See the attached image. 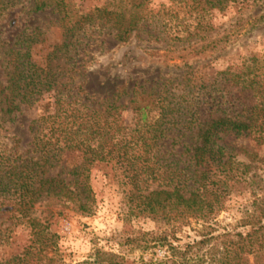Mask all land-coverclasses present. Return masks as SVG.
<instances>
[{
    "label": "trees",
    "instance_id": "obj_1",
    "mask_svg": "<svg viewBox=\"0 0 264 264\" xmlns=\"http://www.w3.org/2000/svg\"><path fill=\"white\" fill-rule=\"evenodd\" d=\"M226 1L170 0L153 8L152 0H111L82 11L72 0H0V19L28 3V14L49 10L57 15L61 30V41L44 66L31 61L30 49L41 35L37 27L7 48L0 45L10 66L7 84L0 81V211L7 207L12 226L29 230L27 244L4 264H65L51 222L62 215L59 208L68 206L92 213L96 201L89 171L97 163L112 166L127 188L128 202H135L133 210L155 221L170 215L172 236L192 219L205 224L200 239L183 250L169 242L166 232L153 238L169 251L164 264H198L189 253L208 246L209 264H264V156L258 151L264 146V87L253 82V72H223L221 90L209 85L176 95L166 88H133L127 105L118 103L124 95L120 88L103 110L88 107L81 85L71 88L72 77L60 81L64 64L76 56L83 61L89 49L101 53L107 39L118 45L132 38L166 42L161 50H144L186 65L202 53L198 45L213 29L209 5ZM45 95L49 100L41 117L28 128L33 148L25 155L19 141L5 145L2 132L14 121L10 116ZM126 109L135 116L132 128L124 124ZM166 140L172 146L166 153L179 149L171 160L160 156ZM71 151L81 158L71 171L73 180L49 176L53 162ZM246 183L254 186L252 210L218 232L209 221ZM93 264L123 263L115 254L96 250Z\"/></svg>",
    "mask_w": 264,
    "mask_h": 264
},
{
    "label": "rangeland",
    "instance_id": "obj_2",
    "mask_svg": "<svg viewBox=\"0 0 264 264\" xmlns=\"http://www.w3.org/2000/svg\"><path fill=\"white\" fill-rule=\"evenodd\" d=\"M72 1L80 10L88 11L111 0ZM169 2L170 0H152L151 6L158 8ZM213 5H209L212 9L209 21L213 29L206 35L208 39L198 45V50L202 53L189 59L186 65L177 60L165 62L160 57L161 54L150 55L144 50L146 47L161 50L166 42L150 40L148 44L132 38L126 44L118 45L114 40L107 39L108 43L101 53L89 49L82 56L83 61L76 56L73 61L64 64L62 69L58 68L64 75L60 81L72 77L71 88L81 85L87 96L83 97L88 107L99 110H103L106 101L120 88H124V95L118 101L121 105H127L130 98L128 94L133 88L147 92L152 88H166L176 95L183 91L195 92L203 86L208 88L209 85L221 90L223 72H253V82L264 87V19H261L264 0H227L221 5ZM28 6L27 3L14 8L0 19V45L4 44L3 48H7L19 36L26 35L37 27L41 35L39 42L30 49L31 61L44 66L49 52L61 41L58 16L49 10L28 14ZM190 42L194 43L195 40ZM2 53L3 51L0 52V81L6 85L10 66ZM72 62H75V66L68 67ZM252 75L248 76L249 79H252ZM48 100L49 97L45 95L42 101L30 107L22 106L10 116L14 121L4 125L3 143L13 146L15 141H19L20 152L27 155V151L33 148L32 134L28 128L34 120L41 117L43 106ZM122 117L124 124L132 128L135 119L132 111L126 109ZM170 143L171 140L165 141L160 154L167 160H171L172 154L179 150L178 147H173L172 154L166 153L172 148ZM258 151L264 156V146ZM80 163L77 151L65 152L53 162L48 175H61L66 181H72L71 171ZM89 183L96 201L92 213L82 214L73 206H68L59 208L62 215L56 216L51 222L50 230L59 237L57 243L65 264H93L96 250L117 255L123 264H164L169 251L166 247H159L153 238L166 232L169 242L183 250L187 245L198 241L201 232L205 231L203 221L192 219L172 236L170 215L164 218L159 216L155 221L133 210L135 202H128L127 188L119 184L110 164L93 165L89 171ZM253 190L254 186L246 183L242 191L228 196L223 211L216 214L215 219L209 223L219 228L218 232H221V228L233 227L243 212L252 210ZM7 211V207L0 211V264L19 254L29 238L27 228L12 226ZM36 216L40 215L37 213ZM146 245L147 249L143 250ZM208 248L209 246L200 250L195 248L188 258L198 264H209L206 255Z\"/></svg>",
    "mask_w": 264,
    "mask_h": 264
}]
</instances>
